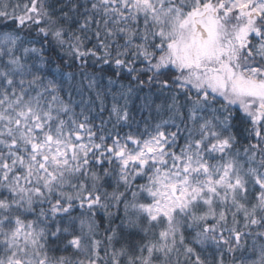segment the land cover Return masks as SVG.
I'll use <instances>...</instances> for the list:
<instances>
[{"label": "snow or ice", "instance_id": "1", "mask_svg": "<svg viewBox=\"0 0 264 264\" xmlns=\"http://www.w3.org/2000/svg\"><path fill=\"white\" fill-rule=\"evenodd\" d=\"M0 19V264H109L101 208L110 264H180L181 249L206 264L195 246L214 248L207 264H264V0H0ZM56 50L116 79L65 100ZM137 101L167 118L107 128L131 127ZM69 248L86 258L49 255Z\"/></svg>", "mask_w": 264, "mask_h": 264}, {"label": "trees", "instance_id": "2", "mask_svg": "<svg viewBox=\"0 0 264 264\" xmlns=\"http://www.w3.org/2000/svg\"><path fill=\"white\" fill-rule=\"evenodd\" d=\"M16 0H11V3H15ZM9 11H11V9H9ZM3 23H8L9 25H11V20L8 21H3L2 19H0V25H2ZM34 34V33H33ZM39 46V45H37ZM87 47H91V44H88ZM49 55L51 57H53V62L50 65L48 71L50 73L49 78H51V74L55 73L57 65H60V69L63 73H72L73 74V78L71 80H69L67 77H65L63 79L62 82V92L60 93L61 96L67 100L68 99V92L69 90H71L73 92V96L76 100H79V95L76 94V89L77 88H82L86 94V98H87V93L89 91L88 89V84L89 81L93 79V77L96 80V84L98 86V88H104L107 84H108V79L109 77H112L113 79H116L114 71L112 70L110 65H102V64H95L94 63V58H90V57H85L83 60H73L72 57L70 56H66L64 55L62 52H60L59 50H56L54 52H49ZM101 68L103 69V71H101ZM58 81H59V77H57ZM146 79V77H145ZM119 83H127V80L124 78H120L118 81ZM118 86V85H117ZM148 89L144 88L143 92L141 93V95H143L145 92H147ZM153 91H155V89H153ZM92 98L95 99V91H92ZM156 103H160V100L157 99ZM109 108L111 107V100L109 99L108 101V105ZM131 115L134 117L133 122L131 127L125 126L122 128H117V129H113L112 128V124L109 123L107 125V128L113 132L115 131H119L121 136H125L126 134H128L129 132H133V133H143L145 131V122H147L148 125L154 127L156 123L160 122L161 119H166L167 116H157L154 112L153 113H149L148 110H144L143 112L140 111L139 109V101H137L134 105H131ZM77 112L80 111L79 108L76 109ZM96 112H99V104L97 103L96 105ZM93 116H96V113L92 114ZM103 119L104 120H108V112L105 111L103 113ZM114 121V118H113ZM97 126H99L100 124V118L98 116H96V118L93 121ZM178 122V121H177ZM151 130V129H149ZM169 130L171 131H175L174 127L169 128ZM109 143H111V141H108ZM180 143H183V140L180 141ZM246 141H242V145L246 144ZM107 166V165H106ZM143 180H137L136 183L140 184L143 183ZM115 185L110 181L107 185H105V187L101 190V191H108L111 192L113 190V187ZM123 190V189H121ZM254 195V194H253ZM110 211H112L114 214L116 213L117 209L115 207H112L110 209ZM81 212V209H79V207H77L74 210V215H79ZM120 216H123V205L120 206V212H119ZM95 221L99 224V228L97 230V235L94 237L97 240L102 241L101 244V248H100V255L103 257L105 251L107 250L109 252V264H110V256H111V250L108 247V241H107V237L105 235V228L107 227V222L104 219V209H99L97 212V215L95 216ZM231 219V217L229 216V220ZM242 220V217H241ZM209 223H214V221H212L211 219H209L208 221ZM115 223H119V219L117 218L115 220ZM163 226L161 227H153L151 228L148 233L147 236H144L143 233L140 234V236H138L136 239L139 240L141 243H145L148 241H153L155 239L158 238V234L159 231L161 230ZM77 232L79 234V222L77 223ZM84 232L87 233V224H85L84 226ZM184 235L187 239L188 242L191 241V237L194 235V231H190V230H186L184 232ZM178 239V237H177ZM253 241L251 239L248 240V244L251 247ZM257 247L259 246V244L264 243V241H257ZM121 245L120 244H115L116 248H119ZM196 247V251L201 255V258L204 259L207 262L210 259V255L214 254V248L213 247H209L207 250H203L200 246H195ZM50 256H65V257H70L73 261H77V260H81V259H85L86 258V253H76L75 250L69 248L66 252H60L57 251L55 253L50 252L49 253ZM135 255L139 256L141 255L139 253V251H137L135 253ZM144 256L148 255L147 249H145V251L143 252ZM239 258V253H237V259ZM152 259V264H162L163 261V256L161 253L156 252L153 254V256L151 257ZM193 260L195 259V257L192 258ZM231 257H226V260L230 261ZM251 259H256V256H251ZM176 260H177V256L176 254H173L172 256V264H176ZM122 264H127L128 261V257L124 256L121 258ZM179 261L180 264H187V261L183 255V249H181V253L179 255ZM100 264H104V260L100 261Z\"/></svg>", "mask_w": 264, "mask_h": 264}]
</instances>
